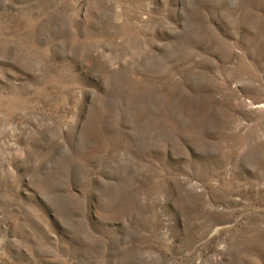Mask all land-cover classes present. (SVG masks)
<instances>
[{
    "label": "rangeland",
    "instance_id": "374dc122",
    "mask_svg": "<svg viewBox=\"0 0 264 264\" xmlns=\"http://www.w3.org/2000/svg\"><path fill=\"white\" fill-rule=\"evenodd\" d=\"M0 264H264V0H0Z\"/></svg>",
    "mask_w": 264,
    "mask_h": 264
}]
</instances>
